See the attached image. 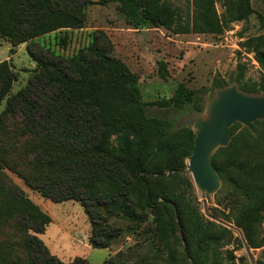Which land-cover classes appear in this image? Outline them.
I'll use <instances>...</instances> for the list:
<instances>
[{
    "label": "trees",
    "instance_id": "1",
    "mask_svg": "<svg viewBox=\"0 0 264 264\" xmlns=\"http://www.w3.org/2000/svg\"><path fill=\"white\" fill-rule=\"evenodd\" d=\"M98 1L116 3L136 30L162 27L174 34L217 35L252 14L264 29V18L250 0H190L191 13L184 14L171 0ZM88 3L0 0V36L14 54L16 47L38 37L82 28ZM245 43L257 52L264 69V35ZM26 51L35 66L14 94H9L16 81L14 66L0 62V105L5 99L0 112V264H89L81 257L64 263L49 253L39 237L51 222L49 216L7 172L54 203L77 202L91 225L88 242L93 248H108L120 236L121 227L111 218L132 228L151 216L154 237L168 243L177 216L186 240L185 264H219L213 251L233 232L204 219L190 203L192 181L183 170L194 131L186 126L169 133L160 121L146 118L138 76L93 42L70 58L36 43ZM158 65L164 79L165 65ZM237 83L248 94L264 91V76L258 83ZM227 86L218 82L215 89ZM192 102V91L179 84L157 104L186 109ZM199 111L196 106L192 112ZM258 125L264 120L252 128ZM240 126L229 129L230 143L215 150L212 165L221 177L219 192L231 202L220 219L239 228L247 245L256 248L264 219V141L245 127L235 134ZM106 264L127 263L110 257Z\"/></svg>",
    "mask_w": 264,
    "mask_h": 264
},
{
    "label": "rangeland",
    "instance_id": "2",
    "mask_svg": "<svg viewBox=\"0 0 264 264\" xmlns=\"http://www.w3.org/2000/svg\"><path fill=\"white\" fill-rule=\"evenodd\" d=\"M88 1L84 8V25L80 29H61L38 37L16 47L14 54L9 50L11 46L7 39L0 36V62H12L16 73V81L9 94L23 88L32 75L35 63L26 51L27 45L36 43L54 55L70 58L93 42L107 55L121 60L138 76L145 117L160 121L165 130L172 133L178 130L176 124L181 115L191 113L196 106L203 110L205 102L216 91V83H258L264 76L257 52L245 43L249 38L264 35V29L260 28L255 14L250 15L246 22L230 24L227 30L217 35L174 34L162 27L133 29L125 22L116 3ZM171 1L181 8L183 14L186 11L191 13L190 0ZM250 3L264 18V0H250ZM216 10L218 14L222 12L219 3L216 4ZM159 62L165 65L164 79L159 75ZM179 84L192 91V104L186 109L159 106L157 102L170 98ZM4 102L5 99L0 105V112L4 108ZM243 128L241 125L235 134L240 133ZM249 130L253 138L264 141V125ZM183 171L190 177L186 167ZM7 174L49 216L51 222L39 237L49 253L64 263L75 257H81L89 264H106L110 257L127 264H185L188 261L183 256V250L186 254V240L182 227L177 224V216L170 230L172 235L168 243L163 244L154 237L155 225L151 222V216L145 223L132 228L111 218L121 227L120 236L108 248H93L88 242L91 225L77 202L54 203L31 191L15 175L9 172ZM192 186V193L189 194L192 208L204 219L210 220L203 214L200 192L193 184ZM220 188L214 195L206 196L207 214L213 217L217 215L218 219L229 212L231 204L224 191L219 192ZM235 238L239 239L233 232L231 237H227L213 251L219 264H249L242 243H238ZM257 240L258 247L248 248L254 263H264V219L258 226ZM205 256L209 257L210 251Z\"/></svg>",
    "mask_w": 264,
    "mask_h": 264
},
{
    "label": "water",
    "instance_id": "3",
    "mask_svg": "<svg viewBox=\"0 0 264 264\" xmlns=\"http://www.w3.org/2000/svg\"><path fill=\"white\" fill-rule=\"evenodd\" d=\"M264 120V91L248 94L236 84L217 89L199 112L181 115L176 128L190 126L194 131L193 148L186 161L192 184L200 192L203 214L211 221L236 233L249 264H255L241 230L234 225L207 214L206 196L214 195L221 186V177L212 165L215 150L227 147L231 136L229 129L236 123L247 129L256 121Z\"/></svg>",
    "mask_w": 264,
    "mask_h": 264
}]
</instances>
